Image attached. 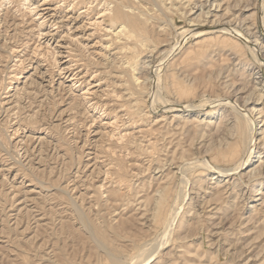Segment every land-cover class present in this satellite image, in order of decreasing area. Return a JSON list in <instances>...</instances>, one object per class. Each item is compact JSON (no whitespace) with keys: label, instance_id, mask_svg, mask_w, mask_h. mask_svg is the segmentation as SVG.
<instances>
[{"label":"rangeland","instance_id":"obj_1","mask_svg":"<svg viewBox=\"0 0 264 264\" xmlns=\"http://www.w3.org/2000/svg\"><path fill=\"white\" fill-rule=\"evenodd\" d=\"M19 1L3 5L0 0V83L5 77L4 84L12 87L0 89V264H113L116 260L129 264L128 259L147 250L148 243L149 250L165 241L164 223L153 220L149 200L165 181H169L171 194L167 211L177 204L181 208L171 240L148 264H264V173L248 174L264 164L259 157L264 155L260 144L264 96L258 97L259 81L264 82V0H207L203 7L206 0H192L193 5L187 3L183 8L185 16L174 13L181 0H162L163 4L161 0H75L80 6L72 17L85 10L87 2L91 13L76 20L63 19L66 27L50 42L53 47L61 44L59 50L63 51L71 47L80 58L78 69L83 78L74 87L57 74L51 84L50 77L43 76L49 67L46 62L37 71L36 62H26L18 82L9 78L17 58V53L8 52L9 47L20 45V39L28 40L31 49L39 42L36 21L28 14L23 17ZM120 2L127 10L135 7L134 12L143 11L151 19L149 39L136 49L141 54L136 62L135 76L140 78L136 83L128 68L119 67L122 56L108 48L114 37L110 28L118 24L109 16L98 18L100 11ZM202 11L209 13L201 17ZM12 16L17 19L14 25ZM22 19L24 26L16 27ZM96 19L103 20L101 26L84 27ZM220 22L233 32L222 37L224 42L214 36L207 41L191 38L192 33L187 32ZM246 25L259 44L255 45ZM161 26L167 27V33L159 30ZM67 27L80 43L63 36ZM179 42L182 49L173 52ZM82 44L88 45L84 48ZM168 53L171 56L165 61ZM58 59L62 62L67 57ZM93 75H97L95 79ZM94 85V94L84 100L83 90ZM130 90L136 92L132 96L135 103L126 96ZM36 91L41 93L36 95ZM246 95L259 101L254 113L259 135L250 163L220 181L207 175L212 174L210 170L198 176L203 171L193 167L186 172L189 181L183 183L177 166L206 155V146L218 139L216 126L221 117L224 121L234 115L231 108L213 102ZM241 98L239 104H243ZM130 101L138 108L132 109L131 116L124 110ZM92 102H98L101 109H94ZM179 104L190 105V113L175 110ZM208 108L220 110L215 117H196L198 111L201 114ZM115 116H120L119 128L105 124ZM17 127L19 132L14 135ZM119 132L125 134L123 139H118ZM206 159L222 167L231 165L211 154ZM167 175L172 178L168 180Z\"/></svg>","mask_w":264,"mask_h":264},{"label":"bare ground","instance_id":"obj_2","mask_svg":"<svg viewBox=\"0 0 264 264\" xmlns=\"http://www.w3.org/2000/svg\"><path fill=\"white\" fill-rule=\"evenodd\" d=\"M15 1V0H14ZM14 1L12 0H2V4L4 5L5 3L11 4ZM124 1V0H123ZM137 1V0H136ZM140 1V0H139ZM155 1V0H154ZM158 2V0H156ZM155 1V2H156ZM164 1V0H163ZM170 1V0H169ZM176 1V0H175ZM218 1V0H215ZM156 2V3H157ZM178 2V1H176ZM180 2V6H176L174 7L175 3L171 5L170 8L174 7V13H180V14H185L187 13V11H183L185 8V4L188 3L193 5V1L192 0H186L185 2H183V0L179 1ZM17 7L19 8L18 10H23L25 14H23V17L28 14L30 16V18L34 21H36V26L38 27L37 30V44H35V46L31 49V46L28 43V40L26 42L23 41V39H20V45H15V46H10L9 47V53L14 55L15 53H17L15 55L16 58V63L14 64L16 66V69H14V71L12 72V76L9 77L12 80H15L16 82L19 81V79L21 78V74H22V67H25L27 64L26 62H36L37 66H36V71L38 69H40V67H43L44 64L43 63H47L45 64V66H48L46 68V72L43 73V76L46 74V76L50 77L49 82L51 84H53V82L55 81V77L57 75H59L61 78L72 82V86L74 87L76 85V82H79L81 80V70L78 69L80 65L79 61L80 58L78 59L77 55L74 52V49H72L71 47H64V48H68L67 50H59V48H61V44L58 47H53L51 46V40L55 39V34H57L58 30L62 27L65 26L66 27V22H64L63 19H68L71 18V20H76V18H78L79 15L85 14V15H89V13H91L90 9L91 7L88 6V2L86 4H84L85 10H82L80 12V14L77 17H72L70 14L71 13H75L77 11V9L79 8L78 6L79 3L75 0H20L19 2H17ZM93 3V2H92ZM123 3V2H122ZM120 3H117L115 5V7L111 8V7H107L105 9H103L102 11H100L101 15L98 16V18H102L103 17H107L109 16L110 19L115 22L116 24H118L117 27H114V25L111 26L110 29H113V33L112 31H110V29H104L106 32H111L112 35L114 37H111V41L109 42L110 44L108 45V48L110 49H115V55L118 56H122L121 61L119 62L120 64V68H128V71L130 72V76L132 78V81L134 83H136L140 78L136 77V71H137V67H136V62L137 59L140 54L136 52V49L138 48V45H145L146 44V40L149 39L147 36V33L149 32V28H148V23L149 20H151L148 16H145V13L142 12H134V9L132 6V10H127L126 9V5ZM129 3H131L129 1ZM139 3V2H138ZM141 3V2H140ZM162 3V0H161ZM207 3V0L205 2H203L201 4V6H205ZM15 4V3H14ZM113 4V3H111ZM155 4V3H154ZM163 4V3H162ZM12 5V4H11ZM143 5V4H142ZM157 5V4H156ZM166 5V3H165ZM196 5V3H195ZM192 6L189 10L192 11L193 8L195 7ZM6 6V5H5ZM145 6V5H144ZM221 6V2L217 3V7ZM7 7V6H6ZM130 7V8H131ZM146 7V6H145ZM162 7V6H161ZM201 7V9H202ZM209 7V6H208ZM247 7V6H246ZM2 8V7H0ZM9 8V6H8ZM13 8V7H12ZM81 8V7H80ZM228 8V7H227ZM3 9V8H2ZM94 9V8H93ZM92 9V11H93ZM138 9V8H137ZM147 9V7H146ZM145 9V10H146ZM211 9V8H210ZM240 9V8H239ZM247 9V8H246ZM14 10V9H13ZM17 10V9H16ZM17 10V11H18ZM149 10V9H148ZM152 10V9H151ZM159 10V9H158ZM162 10V9H161ZM229 10V9H227ZM244 10V9H243ZM90 11V12H89ZM154 11V10H152ZM151 11V14H152ZM163 11V10H162ZM64 13L62 14L60 17L58 16V13ZM14 13H16V11H14ZM13 13V14H14ZM150 13V11H149ZM162 13V12H161ZM205 13H209V11L207 12H201L200 16L204 17ZM11 14V15H13ZM154 14V13H153ZM10 15V14H9ZM17 15V14H16ZM73 15V14H72ZM84 15V16H85ZM209 15V14H208ZM214 15V14H213ZM19 16V14H18ZM14 19L15 17L12 16ZM68 17V18H67ZM154 17V16H153ZM207 17V15H206ZM26 18V17H24ZM58 18H61L59 21ZM73 18V19H72ZM97 18V19H98ZM162 18V16H161ZM160 18V19H161ZM174 18V17H173ZM5 19V18H4ZM94 20L92 22H87L86 24H84V27L86 28L88 25H95V27L97 26H101L102 21L103 20ZM157 19V18H156ZM198 19V17H197ZM17 19L14 20V22L12 23V25H14L17 21ZM63 20V21H62ZM162 20V19H161ZM171 20V19H170ZM173 20V19H172ZM171 20V21H172ZM7 21V20H6ZM69 21V20H68ZM165 21V20H163ZM168 21V20H166ZM24 19H22L20 21V23H17L16 27L19 26H24ZM159 22V20H158ZM169 22V21H168ZM196 22V21H195ZM219 22V20H218ZM5 23V22H4ZM9 24V21L7 22ZM23 23V24H22ZM62 23V24H60ZM65 23V25L63 24ZM156 23V22H155ZM154 23V24H155ZM167 23V22H166ZM174 23V22H173ZM212 23V22H211ZM229 23V22H228ZM153 24V22H152ZM153 24V25H154ZM11 25V26H12ZM174 25V24H173ZM172 25V26H173ZM248 25V24H247ZM246 25V27H247ZM250 25V24H249ZM156 26V25H155ZM168 26V24H167ZM171 26V25H169ZM205 26V25H202ZM162 27V26H161ZM250 26L247 27L248 32L250 33V35L252 37H254V41H255V45L259 44V38L257 36H255L256 34L253 33L252 31H250L249 29ZM252 27V26H251ZM166 26H163L161 29V31H167ZM169 28V27H168ZM31 29V28H30ZM7 30V29H6ZM158 30V29H157ZM156 30V31H157ZM34 31V30H33ZM63 31V30H61ZM67 32H65L66 34L63 36L65 37L67 35V38H69L68 40H72V41H77L78 43H80L79 39L74 38L75 36H73L71 34V28L67 27ZM154 31V30H153ZM17 32V30H16ZM20 33H17L19 35V37L21 36V32H25V29L23 28L22 30L19 31ZM162 32V33H163ZM189 32L188 34H191V38H195V39H202V40H206L207 38H212L214 36V38H216L219 42L222 41L224 42V39H222V37L225 34H233L232 30L229 29L227 26L223 25V22L220 23H214V25H212L211 27H201L200 30L195 32L192 31H187ZM158 33V32H157ZM161 33V32H160ZM167 33V32H166ZM165 33V34H166ZM152 34V32H151ZM169 34V33H168ZM58 35V34H57ZM159 35V34H157ZM161 35V34H160ZM8 36V35H7ZM6 36V37H7ZM61 36V35H60ZM169 36V35H168ZM189 36V35H188ZM9 37V36H8ZM16 37V35L14 36ZM88 37V36H87ZM74 38V39H73ZM152 38V37H151ZM25 39V38H24ZM42 39H45L42 42ZM63 39V38H62ZM16 40V39H15ZM65 40V38H64ZM7 41V40H6ZM17 41V40H16ZM200 41V40H198ZM207 41V40H206ZM65 42H67V40H65ZM82 43V42H81ZM261 43V42H260ZM18 44V42H17ZM43 44H45V47L43 46ZM88 44H82V46L84 48H86ZM22 47L23 49L18 50L19 48L17 47ZM114 46V47H113ZM156 47V46H155ZM155 47L151 50H149V52H154ZM180 47H183V44L181 42H179V45L176 49L173 50L177 51ZM2 48V47H1ZM58 48V50H57ZM143 48V47H142ZM182 49V48H180ZM179 49V50H180ZM24 50V51H23ZM1 51V50H0ZM5 51V50H4ZM22 52H24L22 54ZM66 52V55H65ZM64 53V55H63ZM255 54H258L260 56V51L258 49H256ZM141 55V54H140ZM58 56L60 57H67L66 60L62 61L58 59ZM120 56V57H121ZM152 56V55H151ZM170 53L166 54L165 56V61L168 60V58L170 57ZM3 57V56H2ZM8 58H10L11 56H7ZM77 57V59H76ZM263 57V56H262ZM82 60V59H81ZM260 60V59H259ZM10 61V60H9ZM12 61V60H11ZM239 61V60H238ZM138 63V62H137ZM244 63V62H243ZM42 64V65H41ZM31 65V64H29ZM11 67V66H10ZM40 72V70H39ZM5 73V72H4ZM253 73V72H252ZM41 74V73H40ZM101 74V72H100ZM173 74V73H172ZM4 75V74H3ZM94 76V75H93ZM97 75L94 76V79L96 78ZM43 78V77H42ZM147 78V77H146ZM258 78V77H257ZM260 78V77H259ZM103 79V78H102ZM261 79V78H260ZM1 83H0V89H10L12 87L4 84L5 82V77L3 79H1ZM148 80V79H147ZM155 80V78H154ZM156 80H158V85L160 83V73L157 74L156 76ZM145 81V79H144ZM153 81V80H152ZM259 81V80H258ZM9 82V81H8ZM33 82V81H32ZM139 82V81H138ZM7 83V82H5ZM26 83V82H25ZM126 83V80H125ZM129 83V82H128ZM11 84V83H10ZM9 84V85H10ZM31 84V83H30ZM140 84V83H139ZM259 84L261 85V89L260 92L258 93V97L261 99L264 96V82L263 80L259 81ZM121 85V84H120ZM123 85V84H122ZM126 85V84H124ZM123 85V86H124ZM152 85V84H151ZM156 85V84H155ZM80 86V85H78ZM97 85H94L92 87H89L88 89L83 90L84 92L81 94V96L83 97L84 100H87L89 98V95L94 94L95 91H92V88L95 87ZM139 86V85H138ZM72 87V88H73ZM128 87V86H127ZM131 87V86H130ZM140 87V86H139ZM16 88V87H15ZM123 88V87H122ZM43 89V88H42ZM41 89V90H42ZM145 89V88H144ZM258 89V88H257ZM20 89L16 90V94L20 93L19 92ZM39 90V89H38ZM128 90V89H127ZM140 90V88L138 89ZM32 91V90H31ZM47 91V89L45 90ZM146 91V90H144ZM10 91H7L5 93H9ZM25 92V91H24ZM53 89L51 90L52 93ZM127 95H129V98H133L132 96L134 95V93L136 94V92L133 91H127ZM41 93V91L39 92H34V94H39ZM47 93V92H46ZM140 93V92H139ZM138 93V94H139ZM2 94V93H1ZM48 94V93H47ZM234 94V93H233ZM88 95V97H87ZM240 95V94H239ZM117 97L122 96V94L120 95L119 93L116 94ZM237 96V95H236ZM94 97V96H93ZM123 97V96H122ZM29 102L31 100V96H28ZM139 98V97H138ZM241 97H237L236 99H226V98H217L216 101H214L213 103H222V106H226L231 108L234 111V115H232V118H227L226 120L223 121V117H221L220 122L218 123V125L216 126V133L218 134V139L216 142L214 143H209L206 146V155L211 154L213 155V157H222V159H224V161H226L227 163H230L231 165L228 167H222L220 165H214L211 164V162H209L206 159V155H202L200 157H196L195 159H193L191 162L188 163H181L179 164L178 167V172L179 174H182V180L183 183H187L189 181V179L186 177V172L193 167H197L200 168L203 173H199L198 176L204 175L207 173V171L211 172L212 174L207 173V175H209L211 177V179H217L218 181H220L223 177H227L229 176L232 172H240V170L242 168H244L245 166H247L250 163L251 160V156L253 155L256 147H257V141H258V135H259V125L257 123L256 120V107L259 103H257L256 99H253V97L251 95H246L245 97H242L241 99L243 100V104H239L238 99ZM91 98L88 100V102L92 101ZM259 99V100H260ZM137 100V99H136ZM134 101V98H133ZM139 101V100H138ZM251 101V103H250ZM7 102V101H6ZM9 102V100H8ZM35 101L30 102L31 104H33ZM85 102V101H84ZM55 103V102H54ZM129 104L127 105V107L124 109L126 111V114L130 115V112L132 111V109H134L135 105L132 103V101L128 102ZM135 103V101H134ZM211 103V104H213ZM2 104V103H1ZM0 104V105H1ZM30 104V105H31ZM91 104V103H90ZM137 104V103H136ZM27 105V104H26ZM93 108L94 109H98L100 108V104H98V102H92ZM91 105V106H92ZM250 105H252L251 107H249ZM106 106V105H105ZM123 106H125L124 104L122 105V108H124ZM215 106V105H214ZM172 107H174L172 105ZM263 107V106H262ZM5 108V107H4ZM2 108V110L4 109ZM107 108V107H106ZM136 108V107H135ZM170 108V107H169ZM211 108V107H210ZM1 109V108H0ZM10 109V108H9ZM93 109V110H94ZM101 109V108H100ZM104 109V108H103ZM138 109V108H136ZM175 110L181 112L182 114H184L185 112L187 114H189L190 112V105L187 106H183L182 104H179V106H175L174 107ZM106 110V109H105ZM201 110V109H200ZM220 109H216V108H212V109H204V112L199 114L200 112L198 111V114H195L196 117H215L218 113H219ZM10 111V110H9ZM123 111V110H122ZM124 111V112H125ZM230 111V110H229ZM107 111H105L106 113ZM151 112V111H150ZM184 112V113H183ZM202 112V111H201ZM259 112H263V108H260ZM8 113V112H7ZM100 113V112H99ZM104 112H102L103 115ZM222 113V112H221ZM255 113V115H254ZM258 113V112H257ZM148 114V112H147ZM146 114V115H147ZM149 115V114H148ZM194 115V117H195ZM221 115V114H220ZM9 116V115H8ZM127 116V115H126ZM131 116V115H130ZM130 116L128 118V120L130 119ZM10 117V116H9ZM38 117V116H37ZM128 117V116H127ZM140 117V116H139ZM138 117V118H139ZM142 117V116H141ZM183 117V116H182ZM195 117V118H196ZM220 117V116H219ZM119 118L120 116H115V119L113 121L107 122L105 124H107L108 126H118V122H119ZM132 118V117H131ZM134 118V117H133ZM137 118V119H138ZM148 118V117H147ZM27 119V118H26ZM71 119V118H70ZM140 119V118H139ZM145 119V118H144ZM214 119V118H213ZM7 120V119H6ZM5 120V121H6ZM199 120V119H198ZM131 120H129L130 122ZM201 121V120H200ZM124 122V120H123ZM137 122V121H134ZM139 122V121H138ZM6 123V122H5ZM4 123V124H5ZM127 122H125L124 124H126ZM204 123V122H203ZM206 123V122H205ZM135 124V123H134ZM141 124V123H140ZM210 123H208L209 125ZM224 124V125H223ZM132 125V124H131ZM7 125H5L6 127ZM120 126V125H119ZM118 126V128H119ZM4 127V129H5ZM211 127V126H210ZM115 128V127H114ZM223 128V129H222ZM20 127H17L15 129L14 135H17L19 132ZM205 130V129H204ZM7 131V130H6ZM114 131V130H113ZM203 131V130H202ZM201 131V132H202ZM115 132H116V128H115ZM114 133V132H112ZM120 133V132H119ZM125 133V132H124ZM117 134V133H116ZM115 134V135H116ZM262 136L260 138L261 143L262 144V150L264 151V130H262V132L260 133ZM169 136V135H168ZM125 137V134H121L118 137V139H123ZM129 137V136H128ZM133 137V136H132ZM131 138V136H130ZM153 138V137H152ZM137 139V138H136ZM151 139V138H150ZM132 140V139H131ZM139 140V138H138ZM147 140V139H146ZM123 141V140H122ZM149 141V140H148ZM126 142V141H125ZM142 142V141H141ZM144 142V141H143ZM160 143V141L158 142ZM157 145V143H156ZM139 147V146H138ZM261 150V149H260ZM155 151V150H154ZM262 151V152H263ZM261 152V153H262ZM28 153V152H27ZM208 153V154H207ZM264 153V152H263ZM156 154V153H155ZM179 156V155H178ZM259 157L264 158V155L261 156V154L259 155ZM168 159V158H167ZM173 159V158H172ZM184 159V158H183ZM170 160V159H168ZM167 160V161H168ZM188 160V159H187ZM106 161V160H105ZM172 161V160H171ZM110 162V161H109ZM173 162V161H172ZM108 163V162H107ZM110 164V163H109ZM113 164V163H111ZM110 164V165H111ZM177 164V163H176ZM264 164L261 163L260 166L258 168H256L255 170H249L248 174L250 175V177H254L257 175H260L264 172L261 171V168ZM108 166V165H107ZM169 166V165H168ZM174 166V165H173ZM112 167V166H111ZM176 170V169H175ZM173 170V171H175ZM177 172V173H178ZM163 175V174H162ZM209 177V178H210ZM169 178L171 179L172 177L167 175V179L169 180ZM166 179V180H167ZM253 180V179H251ZM119 181V180H118ZM113 182V181H112ZM116 183V182H115ZM235 183V182H234ZM259 183V182H258ZM113 184V183H112ZM111 184V185H112ZM262 184V182H261ZM118 185V184H117ZM122 185V184H121ZM120 185V186H121ZM117 189V188H116ZM194 189V186H193ZM102 190V187H101ZM119 191V190H118ZM116 192V191H115ZM217 192V191H216ZM170 189H169V181H165L163 184L158 185V187L155 189L154 193L152 196H150L149 200L152 203V217L153 220L155 222L157 221H163L164 223V239L165 241H160L157 244V247L149 249L148 250V246L150 243H148L147 246V250L144 249L143 251H139L140 253H138L136 256H134L132 258V261L130 259H128L129 261H131V263L128 261L129 264H148L149 262H151L152 260H154L153 258L155 256H157V253L159 252V249L161 247H164L170 240L172 237V233L174 232V228H173V224L175 223V219L179 214V210L181 208V206L178 204L174 207V209L168 210L167 211V207L169 206V200H170ZM186 196V193L184 194L183 198ZM14 197V196H13ZM187 197V196H186ZM184 199H182L183 202ZM193 200V198L191 199V201ZM197 203V202H196ZM180 204V203H179ZM198 204V203H197ZM190 206L192 205V202H190L189 204ZM172 206V205H171ZM151 207V206H150ZM222 207V206H221ZM170 209V208H169ZM187 213V212H185ZM189 213V212H188ZM151 217V219H152ZM203 228V227H202ZM180 238V237H179ZM155 239V238H154ZM183 239V238H182ZM163 240V239H162ZM156 241V240H155ZM147 243V242H146ZM144 243V244H146ZM154 243V242H153ZM143 245V244H142ZM151 246V244H150ZM155 246V244H154ZM144 248V247H141ZM141 250V249H140ZM156 258V257H155ZM126 260V259H125ZM117 261V260H116ZM113 261V264H123V262H116ZM127 263V261H126ZM125 264V263H124Z\"/></svg>","mask_w":264,"mask_h":264}]
</instances>
